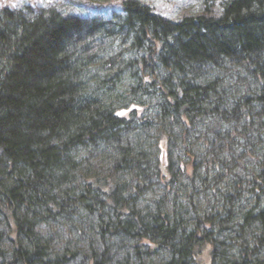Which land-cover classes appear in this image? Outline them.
I'll use <instances>...</instances> for the list:
<instances>
[{"label": "trees", "instance_id": "obj_1", "mask_svg": "<svg viewBox=\"0 0 264 264\" xmlns=\"http://www.w3.org/2000/svg\"><path fill=\"white\" fill-rule=\"evenodd\" d=\"M204 2L0 8V264H264V0Z\"/></svg>", "mask_w": 264, "mask_h": 264}, {"label": "rangeland", "instance_id": "obj_2", "mask_svg": "<svg viewBox=\"0 0 264 264\" xmlns=\"http://www.w3.org/2000/svg\"><path fill=\"white\" fill-rule=\"evenodd\" d=\"M124 0H0V8L5 5L23 8L26 5L53 6L62 11H68L81 15L109 16L112 11L119 9ZM155 8L158 13L174 20L183 18L189 14H202L205 12L204 0H141ZM214 11L219 13L221 7L218 1L214 5Z\"/></svg>", "mask_w": 264, "mask_h": 264}]
</instances>
